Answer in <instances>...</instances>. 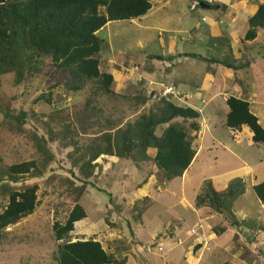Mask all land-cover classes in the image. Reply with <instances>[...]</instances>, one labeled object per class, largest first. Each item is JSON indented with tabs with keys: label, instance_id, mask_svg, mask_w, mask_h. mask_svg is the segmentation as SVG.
Instances as JSON below:
<instances>
[{
	"label": "rangeland",
	"instance_id": "obj_1",
	"mask_svg": "<svg viewBox=\"0 0 264 264\" xmlns=\"http://www.w3.org/2000/svg\"><path fill=\"white\" fill-rule=\"evenodd\" d=\"M263 2L153 0L143 16L107 22L96 33L104 41L99 69L113 78L108 93L95 80L70 90L69 73L47 55L21 77L0 74V212L10 191L35 185L37 199L31 214L0 229V264H58L59 244L88 239L118 264H264V207L252 190L264 181V145L247 126L225 125L232 95L249 103L264 128V27L244 39ZM167 88L173 93L164 94ZM164 99L200 115L198 131L182 118L155 127L160 135L169 123L183 125L195 151L171 180L157 167L155 148L115 154L117 130L158 112ZM20 111L22 120L15 118ZM25 161L36 170L11 176L8 167ZM238 182L243 193L230 211L198 199L209 187L224 192ZM76 204L85 217L57 240L54 224Z\"/></svg>",
	"mask_w": 264,
	"mask_h": 264
},
{
	"label": "trees",
	"instance_id": "obj_2",
	"mask_svg": "<svg viewBox=\"0 0 264 264\" xmlns=\"http://www.w3.org/2000/svg\"><path fill=\"white\" fill-rule=\"evenodd\" d=\"M153 0H0V74L14 71L18 77L31 70L37 58L50 57L53 66L61 72H68L70 80L67 86L78 91L85 83L95 80L98 89L108 93L112 75L99 69L98 52L102 39L97 31L109 21L129 20L143 16L151 7ZM102 8V9H101ZM245 40H252L259 27H264V2L259 4L248 20ZM189 56V54H188ZM192 57H198L191 54ZM154 58L164 60V56ZM169 56L167 60H170ZM208 62H218L227 68L241 69L243 66H231L213 58H204ZM228 110L225 125L238 129L245 125L252 133V141L264 145V128L250 111L249 103L236 96L225 101ZM25 112L15 117L22 120ZM199 112L190 106H179L169 100H163L158 112H150L126 128L117 130L121 135V150L117 156L128 158L134 148L152 147L156 149L154 161L166 180L179 177L190 165L194 149L187 139V129L175 122L169 123L160 135L154 130L157 125L166 124L174 118L189 120L188 128L198 131ZM110 123V121H107ZM114 122V121H113ZM111 132L103 134L108 143ZM104 154L113 155L110 148ZM144 157L147 156L144 154ZM143 157V158H144ZM36 170L34 161L11 164L8 172L11 176L23 175ZM15 179V178H13ZM240 183H231L224 192H216L211 187L200 203L211 206L214 211H230L237 195L243 193ZM253 193L264 207V181L252 186ZM37 204L36 186H28L20 191H10L9 200L0 212V229L16 220L31 214ZM83 208L76 204L63 224L55 223L54 235L57 240L64 238L73 230V223L84 218ZM235 224L236 221H233ZM222 228L220 231L222 232ZM58 264H118L119 261L107 253L98 241L77 240L59 244L54 254Z\"/></svg>",
	"mask_w": 264,
	"mask_h": 264
},
{
	"label": "built area",
	"instance_id": "obj_3",
	"mask_svg": "<svg viewBox=\"0 0 264 264\" xmlns=\"http://www.w3.org/2000/svg\"><path fill=\"white\" fill-rule=\"evenodd\" d=\"M172 94L173 93V89L172 88H167L166 90H165V92H164V94Z\"/></svg>",
	"mask_w": 264,
	"mask_h": 264
}]
</instances>
